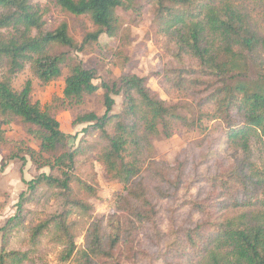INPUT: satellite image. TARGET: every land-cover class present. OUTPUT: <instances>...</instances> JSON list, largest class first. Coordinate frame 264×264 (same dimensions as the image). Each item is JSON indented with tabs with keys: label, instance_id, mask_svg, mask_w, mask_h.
<instances>
[{
	"label": "trees",
	"instance_id": "16d2710c",
	"mask_svg": "<svg viewBox=\"0 0 264 264\" xmlns=\"http://www.w3.org/2000/svg\"><path fill=\"white\" fill-rule=\"evenodd\" d=\"M53 1L97 27L82 45L103 33L114 36L119 9L136 22L150 7L167 57L157 73L160 85L193 110L157 97L134 73L95 82V70L62 50L82 48L66 22L49 29L33 0H0V149L8 142L6 127L19 119L38 146L8 159L28 157L47 168L26 181L0 227V264H34L46 236L59 247V264H264V0ZM26 69L31 78L17 90L14 81ZM59 78L64 86L56 102L63 108L103 90L105 112L79 113L72 125L97 135L94 158L124 190L110 214L88 222L82 247L75 241L78 219L92 205L75 195L73 183L96 194L77 172L82 149L68 145L72 136L61 129L58 110L43 109L31 96L33 79L44 86ZM112 95L122 99L117 113ZM209 122L213 130L206 133ZM181 129L204 133L193 144L202 151L172 162L156 158L155 141ZM210 165L209 174H197ZM197 184L210 193L194 191ZM43 185L57 207L28 227L27 247L11 246Z\"/></svg>",
	"mask_w": 264,
	"mask_h": 264
},
{
	"label": "rangeland",
	"instance_id": "374dc122",
	"mask_svg": "<svg viewBox=\"0 0 264 264\" xmlns=\"http://www.w3.org/2000/svg\"><path fill=\"white\" fill-rule=\"evenodd\" d=\"M33 3L45 12L44 18L47 22V28H55L61 22L67 23L69 35L75 44L79 47L82 46V48L76 51L68 48H62V50L69 51L72 56L77 57L85 68L95 70L98 77L95 82H110L122 74L134 73L146 78L147 85L157 97L172 104H180L183 111L193 110L184 98L175 97L177 95L174 93L168 94L160 85L157 73L162 71L167 57L164 53L163 39L156 32L153 10L150 7L143 9L140 20L136 22L132 21L135 17L131 12L119 9L118 30L114 36L110 37L103 33L97 41H90L82 45L84 36L97 29L87 16H74L63 11L54 4L53 0H33ZM29 78H31V74L28 69L18 74L14 81L15 89H21L24 82ZM63 86V78L44 86L33 79L31 96L33 101L38 102L43 109L51 107L53 111L54 109L58 110L56 119L60 122L61 129L72 136L68 145L75 147L79 145L82 149L84 156L80 158L81 163L77 172L79 177L87 181L96 191L95 195L89 196L79 188L77 183H73L75 195L92 205L89 215L78 219L75 241L79 247H82L88 222L110 214L114 209L116 197L123 194L124 190L119 182L108 179L102 165L94 158V154L97 152L96 148L99 145L97 135L95 133H82L83 125H72L73 118L79 113L93 111L102 115L105 112L103 90L99 89L94 95L86 97L79 106L73 105L63 108L56 102L58 96L62 97ZM112 97L115 103L111 112L117 113L121 108L122 99L120 95H112ZM206 124V133H208L210 129V131L213 130V122ZM6 130L8 142L0 149V227L14 213L17 197L26 188V181L34 178L40 172L47 171V168L38 169L29 161L28 157L25 161L19 157L8 159L12 152L28 147L37 149L38 144L26 133L25 127L19 119L8 125ZM203 134L197 129H181L169 138L155 141V157L172 162L181 153L200 152L202 151L201 148H194L193 144ZM19 154L22 155L21 151ZM211 171L212 165L200 168L197 174H209ZM194 191L200 192L202 196L210 193L208 187L202 184H197ZM38 192V200L27 206L31 210V214L25 222L26 227L15 232L10 240L11 246L22 249L27 247L28 227L57 207L58 201L47 185H43ZM160 221L162 227L165 228L167 225L166 212L161 213ZM58 250L59 247L52 243L51 239L47 236L43 237L34 252V264H59L57 260Z\"/></svg>",
	"mask_w": 264,
	"mask_h": 264
}]
</instances>
